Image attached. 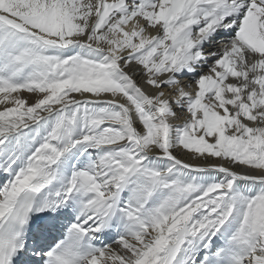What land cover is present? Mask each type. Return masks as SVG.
Here are the masks:
<instances>
[{"label":"bare ground","instance_id":"6f19581e","mask_svg":"<svg viewBox=\"0 0 264 264\" xmlns=\"http://www.w3.org/2000/svg\"><path fill=\"white\" fill-rule=\"evenodd\" d=\"M253 1L0 0V224L34 196L14 264H264Z\"/></svg>","mask_w":264,"mask_h":264},{"label":"rangeland","instance_id":"374dc122","mask_svg":"<svg viewBox=\"0 0 264 264\" xmlns=\"http://www.w3.org/2000/svg\"><path fill=\"white\" fill-rule=\"evenodd\" d=\"M223 43H224V44H223ZM223 43H222V41H221V42H216L215 45H216V47H217V46H220V44H222V45H225V44H226L225 42H223ZM230 48H231V47H230ZM220 121H221V116H220ZM221 123H222V122H221ZM221 123H220V127H222V124H221ZM172 132H173V131H172Z\"/></svg>","mask_w":264,"mask_h":264}]
</instances>
